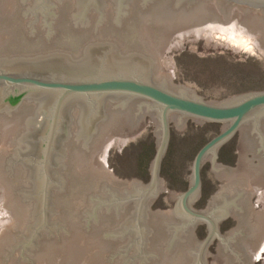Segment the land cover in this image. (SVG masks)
<instances>
[{"label": "water", "instance_id": "water-1", "mask_svg": "<svg viewBox=\"0 0 264 264\" xmlns=\"http://www.w3.org/2000/svg\"><path fill=\"white\" fill-rule=\"evenodd\" d=\"M204 29L261 59L264 0H0V264H264V89L161 59Z\"/></svg>", "mask_w": 264, "mask_h": 264}, {"label": "rangeland", "instance_id": "rangeland-1", "mask_svg": "<svg viewBox=\"0 0 264 264\" xmlns=\"http://www.w3.org/2000/svg\"><path fill=\"white\" fill-rule=\"evenodd\" d=\"M231 37L204 35L173 37L168 56L161 57L168 72L176 70V84L198 89L203 97L225 99L264 89V52L261 59Z\"/></svg>", "mask_w": 264, "mask_h": 264}, {"label": "flooded vegetation", "instance_id": "flooded-vegetation-1", "mask_svg": "<svg viewBox=\"0 0 264 264\" xmlns=\"http://www.w3.org/2000/svg\"><path fill=\"white\" fill-rule=\"evenodd\" d=\"M215 38L218 39V40H222V39H223V38L219 39V38H217L216 36H215ZM224 39H225V38H224Z\"/></svg>", "mask_w": 264, "mask_h": 264}]
</instances>
